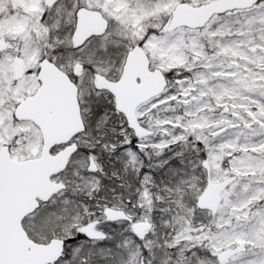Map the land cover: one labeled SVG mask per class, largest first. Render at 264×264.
I'll return each instance as SVG.
<instances>
[{
  "label": "snow or ice",
  "instance_id": "1",
  "mask_svg": "<svg viewBox=\"0 0 264 264\" xmlns=\"http://www.w3.org/2000/svg\"><path fill=\"white\" fill-rule=\"evenodd\" d=\"M0 264H264V0H0Z\"/></svg>",
  "mask_w": 264,
  "mask_h": 264
},
{
  "label": "water",
  "instance_id": "2",
  "mask_svg": "<svg viewBox=\"0 0 264 264\" xmlns=\"http://www.w3.org/2000/svg\"><path fill=\"white\" fill-rule=\"evenodd\" d=\"M87 27L89 30H96L94 21H88ZM46 75L50 88V101L43 113L45 124L41 130L44 138V157L39 161L23 162L31 167L34 175L40 171H57L62 167V159L49 157L47 149L55 143L70 139L79 131V108L75 86L66 75L58 73L55 69H47ZM148 75L147 61L137 56L130 57L125 65V74L121 77V92L133 91L136 87V78ZM99 86L110 87L107 82H102ZM37 123L40 121L37 120ZM25 181L35 182L34 176L26 177Z\"/></svg>",
  "mask_w": 264,
  "mask_h": 264
},
{
  "label": "flooded vegetation",
  "instance_id": "3",
  "mask_svg": "<svg viewBox=\"0 0 264 264\" xmlns=\"http://www.w3.org/2000/svg\"><path fill=\"white\" fill-rule=\"evenodd\" d=\"M32 155H35L34 153H32Z\"/></svg>",
  "mask_w": 264,
  "mask_h": 264
},
{
  "label": "rangeland",
  "instance_id": "4",
  "mask_svg": "<svg viewBox=\"0 0 264 264\" xmlns=\"http://www.w3.org/2000/svg\"><path fill=\"white\" fill-rule=\"evenodd\" d=\"M35 154V152H33Z\"/></svg>",
  "mask_w": 264,
  "mask_h": 264
}]
</instances>
